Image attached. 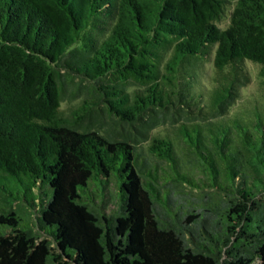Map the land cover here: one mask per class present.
<instances>
[{"label": "trees", "instance_id": "16d2710c", "mask_svg": "<svg viewBox=\"0 0 264 264\" xmlns=\"http://www.w3.org/2000/svg\"><path fill=\"white\" fill-rule=\"evenodd\" d=\"M248 61L264 0H0V264H264Z\"/></svg>", "mask_w": 264, "mask_h": 264}, {"label": "rangeland", "instance_id": "374dc122", "mask_svg": "<svg viewBox=\"0 0 264 264\" xmlns=\"http://www.w3.org/2000/svg\"><path fill=\"white\" fill-rule=\"evenodd\" d=\"M228 22V18L224 17L220 22L219 25L224 27ZM210 57L207 61H205L203 63V75L205 77L210 76L211 72H212V61H211ZM247 67L249 68V71L251 73V78L250 80L241 88V96L242 98H240V100L237 102V104L235 105L236 107H233V109L235 108H243L242 107V100H247L248 98H252V100H261L264 102V83H262L260 81V77L258 76L257 72H258V65L252 62H247ZM205 77L203 78V82L207 83L208 80L205 79ZM64 104V103H63ZM68 104V103H66ZM232 109V110H233ZM165 128V126H158L156 128V131H162ZM37 230L40 231V233L43 236H47L48 238L52 239L51 236L47 235L46 233H44L41 229H39L37 227Z\"/></svg>", "mask_w": 264, "mask_h": 264}]
</instances>
